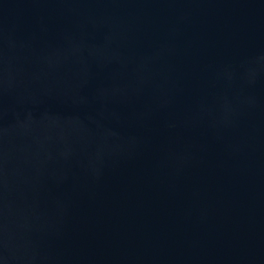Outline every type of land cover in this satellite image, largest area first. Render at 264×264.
Masks as SVG:
<instances>
[{
    "label": "water",
    "instance_id": "water-1",
    "mask_svg": "<svg viewBox=\"0 0 264 264\" xmlns=\"http://www.w3.org/2000/svg\"><path fill=\"white\" fill-rule=\"evenodd\" d=\"M0 264H264V0H0Z\"/></svg>",
    "mask_w": 264,
    "mask_h": 264
}]
</instances>
